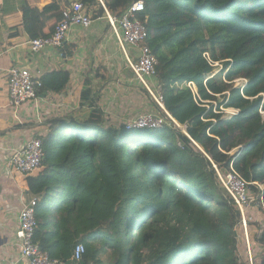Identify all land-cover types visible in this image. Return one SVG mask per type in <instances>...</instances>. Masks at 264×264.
I'll return each instance as SVG.
<instances>
[{
    "label": "trees",
    "instance_id": "1",
    "mask_svg": "<svg viewBox=\"0 0 264 264\" xmlns=\"http://www.w3.org/2000/svg\"><path fill=\"white\" fill-rule=\"evenodd\" d=\"M74 1L94 22L107 12L120 16L137 0L23 5L29 40L51 37ZM143 1L136 17L148 31L164 104L186 133L170 123L107 124L87 81L80 95L87 113L50 120L49 131L34 137L43 145L40 166L20 174L37 200L34 242L65 264H248L244 243L235 240L240 212L213 165L233 164L245 181L264 185V0ZM76 47L60 51L73 58ZM69 80L68 72L44 74L39 96L63 92ZM139 85L137 102L146 99L158 113ZM224 109L238 113L225 116ZM259 214L263 232L252 253L264 264L263 207ZM79 244L86 252L75 262Z\"/></svg>",
    "mask_w": 264,
    "mask_h": 264
},
{
    "label": "crops",
    "instance_id": "2",
    "mask_svg": "<svg viewBox=\"0 0 264 264\" xmlns=\"http://www.w3.org/2000/svg\"><path fill=\"white\" fill-rule=\"evenodd\" d=\"M15 1L0 0V264H27L21 258L15 239L20 214L33 198L27 192L24 177L11 170V158L22 151L29 140L46 134L50 120L81 117L86 109L80 110V95L87 81L100 97L99 107L109 125H120L144 111L153 112L150 103L145 105L146 99L137 102L143 97L140 94L141 87L123 53L121 59L124 63L118 62L119 66L115 63H112L114 67L107 65L109 71L106 72L105 68L104 72H100L97 66L100 64V44L96 45L92 36L99 34L106 37L109 29L114 35L107 19L94 21L87 30L81 27L72 29L66 44L77 46L73 58L63 59L58 50L49 48L34 54L24 32L21 6L28 4L43 9L52 0H21V5ZM15 28L19 29L18 36L12 35L17 30ZM101 30L105 32L101 33ZM135 54L130 50V56ZM13 68H26L38 79L55 70L68 72L70 80L63 92L39 97L16 110L10 104L8 87L9 71ZM180 130L186 133L185 130ZM253 220L250 226L254 225L256 229L253 228L255 230L250 232L252 247L259 249L258 229L261 223L257 219Z\"/></svg>",
    "mask_w": 264,
    "mask_h": 264
},
{
    "label": "built area",
    "instance_id": "3",
    "mask_svg": "<svg viewBox=\"0 0 264 264\" xmlns=\"http://www.w3.org/2000/svg\"><path fill=\"white\" fill-rule=\"evenodd\" d=\"M143 0L133 2L120 16L114 17L107 12V20L118 42L119 49L125 56L128 67L135 74L139 83L152 98L158 109V113L145 112L128 119L126 126L129 129L151 128L158 129L166 123L179 127L178 123L166 110L162 88L156 79L157 60L151 49L147 46L148 31L144 24L136 17L144 11ZM63 21L56 26L53 35L49 38L29 41V46L34 54H39L45 49L60 51L66 44L69 34L74 27L89 29L93 20L85 12L84 5L74 1L62 12ZM135 52V56H130ZM61 58L66 59L64 53L59 52ZM41 79V78H40ZM35 78L32 72L26 68H13L9 71L8 87L10 104L14 109H19L25 103L38 100L41 82ZM189 87L197 92L196 87L190 83ZM227 111V110H226ZM231 111V112H230ZM227 111L226 115H235L237 110ZM263 116L264 113L262 112ZM44 157L42 141L39 138L29 140L25 148L14 154L11 158V170L14 173L30 174L41 164ZM221 187L240 212L239 224L235 232V240L242 242L247 251L248 264H256L252 251V238L249 226L252 220L260 217V208H264V185L248 183L234 169L233 164L228 170L213 165ZM256 191H253L251 187ZM37 200L32 199L25 205L19 217V229L16 233V242L20 248V255L27 264H65L61 260L50 257L48 253L41 251L40 246L34 242V234L37 226L35 207ZM254 215V217H253ZM251 216V217H249ZM251 218V219H250ZM253 220V222H254ZM263 232L262 224L259 225L258 234ZM86 249L83 244L76 246L73 253V261L80 262Z\"/></svg>",
    "mask_w": 264,
    "mask_h": 264
},
{
    "label": "rangeland",
    "instance_id": "4",
    "mask_svg": "<svg viewBox=\"0 0 264 264\" xmlns=\"http://www.w3.org/2000/svg\"><path fill=\"white\" fill-rule=\"evenodd\" d=\"M17 4H19V5H21V3H22V1L20 0H16L15 1ZM18 5V6H19ZM90 29V28H89ZM86 30V29H85ZM103 32H105L104 30H101V33H103ZM108 33H109V35L107 36L106 35V37L105 36H101V35H99V34H95L96 36H92L93 37V39H94V41H96L95 42V44L96 45H98V44H100L99 45V49L96 47V49H98L99 50V52L101 53V54H99V56H100V64H98L97 66L99 67V70H100V72L101 71H103V69L105 68V72L106 71H109L108 69H107V67L110 65L111 67H114L115 65L114 64H112V63H115L116 64V66H119L120 65V63L119 64H117L118 62H122V63H124V60L123 59H121L122 57H123V55H122V52L120 51V49H119V45H118V42H117V40H116V38L114 37V35L112 34V31L109 29L108 30ZM91 43H92V41H91ZM65 63H67V62H65ZM97 63H99V61L97 62ZM108 65V66H107ZM217 68H219V66L217 65L216 66ZM113 70H115L114 68H113ZM218 70L219 69H216V70H214L213 71V73L214 74H217L218 73ZM104 72V71H103ZM238 87L239 86H241L242 85V83L240 82H238L237 84H236ZM145 105H147L146 103H145ZM230 110H232V109H229V110H227V111H230ZM143 111V110H142ZM227 111H225V114H227L228 112ZM145 112V111H144ZM231 112V111H230ZM263 113H264V111H263ZM224 114V115H225ZM126 125V124H125ZM178 129H183L184 130V127H179ZM182 132V131H181ZM253 217H254V215H253ZM257 222L258 223H261V220H260V217L257 219ZM253 228H255V226L254 225H251V226H249V230H250V232L252 233V231L253 230H255V229H253ZM253 249H255V247L253 246ZM244 256H245V258H246V255H247V251L246 250H244ZM252 253V252H251Z\"/></svg>",
    "mask_w": 264,
    "mask_h": 264
},
{
    "label": "clouds",
    "instance_id": "5",
    "mask_svg": "<svg viewBox=\"0 0 264 264\" xmlns=\"http://www.w3.org/2000/svg\"><path fill=\"white\" fill-rule=\"evenodd\" d=\"M217 65H218V64H217ZM217 65H216V66H217ZM238 82H239V81H238ZM239 83H240V82H239ZM226 110H229V109H226ZM226 110L224 109V114H225V111H226ZM232 110H233V109H232ZM262 112H263V111H262ZM262 115H263V114H262ZM225 116H227V115L225 114ZM178 125H179V124H178ZM179 127L181 128L182 126L179 125ZM179 127H177V128H179ZM184 130H185V128H184ZM185 132H186V131H185Z\"/></svg>",
    "mask_w": 264,
    "mask_h": 264
},
{
    "label": "water",
    "instance_id": "6",
    "mask_svg": "<svg viewBox=\"0 0 264 264\" xmlns=\"http://www.w3.org/2000/svg\"><path fill=\"white\" fill-rule=\"evenodd\" d=\"M184 128H185V130H186V127H184ZM177 131H179V132H180L181 130L177 128Z\"/></svg>",
    "mask_w": 264,
    "mask_h": 264
}]
</instances>
